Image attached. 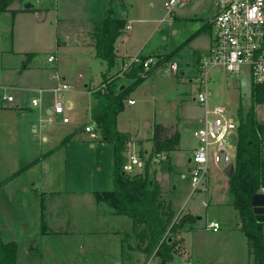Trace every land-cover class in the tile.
Returning <instances> with one entry per match:
<instances>
[{"label": "rangeland", "instance_id": "rangeland-1", "mask_svg": "<svg viewBox=\"0 0 264 264\" xmlns=\"http://www.w3.org/2000/svg\"><path fill=\"white\" fill-rule=\"evenodd\" d=\"M33 2L35 4V0ZM198 2L202 8L199 17L204 20L212 18L209 0ZM155 3L158 8L160 0ZM108 6L119 14V11L124 9L123 5H115L114 1H110ZM191 6L192 4L176 8L172 18L168 15L164 22L155 24L159 28L151 35L153 27L150 29V24L141 29L144 39L148 36L143 52L150 56L163 57L164 63L175 60L179 64V70L172 73L166 70L168 64L158 63L154 67L157 72L152 74L153 68L148 78L128 95V98L135 100V104L125 101L124 109L117 116V128L131 140L130 144H125V148L135 147V152L143 161L151 152L147 138L153 135L155 123H170L166 133L168 136H171L175 129L181 128V145L169 154L166 161L155 165L151 163V184L157 182L160 188L180 192L179 205L184 207L185 211L195 207L194 210L202 215L198 223L204 228L210 219L222 223V229L231 228L227 229L222 237L210 230L201 242L206 245L203 250L214 253L210 264H248L245 236L236 228L238 212L233 206L220 203L225 200V192L220 191V195H215L209 208L208 204H205L209 192L197 191L191 196L187 175L190 166L188 159L196 144L192 132L200 126L198 118L202 113L201 106L194 98L198 90L195 80L198 64L193 61L194 49L204 50L208 40V33H205L200 43L186 42L201 26V21L194 17H179ZM53 19L47 24H30L27 32L23 34L27 36H19L15 40L12 29L10 28V32H3L4 26L0 24V99L4 93L15 97L13 112L0 110L2 236L5 240L16 241L17 264H148L145 252L137 248V239L133 241L136 246L130 243L128 245L124 243L129 239L127 232H124L126 236L123 239L124 234L115 231L119 225L131 224V218L125 213L115 212L107 201L97 203L94 197L96 191L103 192L114 188L112 145L97 141L102 140V136L97 132V125H94L91 118V109L95 103L93 91L100 86L106 67L100 66L96 57L90 55L87 59L72 47L58 49V59L52 65L47 64V50L52 47L54 34L57 33ZM168 20H173L171 26ZM24 43H31L39 52L35 54L29 66L22 68L19 54L12 50L15 49L14 46L19 47ZM180 46L182 47L179 48ZM178 48L180 56L173 57L174 50ZM157 52L168 55L155 54ZM114 65L108 72L112 74L108 75L110 81L117 88L122 84L130 85L132 79L125 75L117 76V70L122 68V61L119 60ZM209 75L213 98L228 103L229 110L237 116V110L241 106L245 118L246 112L254 102L253 80L249 69L243 67L235 75L226 73L223 68L211 69ZM63 76L65 81L71 84L72 91L78 95L80 116L84 114L83 111L85 114L81 117L72 115L77 112L73 104L68 113L70 122L60 125L59 129L61 133H69L72 140L62 144L47 158L49 146L41 145L42 142L33 127L45 125L42 119L46 118V111L52 104L51 96L46 93L47 89L56 87L64 79ZM85 84L90 85L87 89L90 94L85 92ZM88 95H91L92 103ZM17 98L19 102H16ZM31 98H38L40 106H32ZM89 103L90 110L85 111ZM2 104L0 100V107L4 106ZM254 109L256 121L264 131V102H255ZM9 115H12V118ZM182 117H185V120L182 121ZM85 125L93 127L95 136L91 132L78 131L79 127ZM10 130L14 131V137L10 136ZM90 137L93 142L89 141ZM137 139H141L140 144ZM228 140L234 146L230 153L235 158L238 137L232 134ZM262 144L264 156V133ZM40 157L45 159L41 160ZM37 158H40L39 162L33 164V160ZM215 173L220 174L219 171ZM222 173L228 175V170ZM214 184H227V176L221 177L220 181ZM43 227L48 230L47 236L41 233L44 231ZM186 227L187 224L183 226ZM175 235L180 241L178 232H175ZM31 242L38 246V251L29 258L27 251ZM131 246L135 251L132 252ZM184 248V242L180 241L175 254L179 255ZM153 260L152 264H159L156 255ZM169 264L185 263L176 255Z\"/></svg>", "mask_w": 264, "mask_h": 264}, {"label": "trees", "instance_id": "trees-1", "mask_svg": "<svg viewBox=\"0 0 264 264\" xmlns=\"http://www.w3.org/2000/svg\"><path fill=\"white\" fill-rule=\"evenodd\" d=\"M16 0H0V12L7 11ZM29 10H32L30 7ZM17 10L13 9L15 14ZM108 15L91 24V35L94 41L96 57L106 66L101 83L106 82L108 72L116 63V38L123 33L126 24L124 18L114 16L113 10H108ZM176 53V51H175ZM174 53V54H175ZM172 56V55H169ZM144 58L145 56H141ZM169 57H167L168 59ZM157 68H154V71ZM142 66H136L125 74L132 79L128 86H118L114 83L107 84L93 93L95 103L91 109V118L97 125V132L104 142L112 145L113 152V189L95 192L97 203L107 201L109 205L120 214H127L131 218L133 232L137 239V248L144 251L147 257L155 252L159 264H168L176 252L179 240L178 232L186 223H192L197 215L184 213L176 217V208L172 202L163 198V190L157 182H152L151 159L155 152L165 151L169 154L177 149L180 133L177 129L168 136V127L155 123L153 127L151 153L144 160L143 171L129 174L121 169L125 158V144L130 141L117 128V115L124 109L125 101L131 91L152 73L149 71L145 77L139 72ZM254 102L242 114V107L237 110L239 125L237 127L238 142L236 144L235 163L228 170L229 202L239 211L241 229L249 240L250 253L254 264H264V222L257 220L254 211L253 198L261 193L264 187V156H263V128L256 121L254 109L255 102H264V85H254L252 88ZM84 127L78 131L83 132ZM71 140V135L62 141V144ZM48 154V153H47ZM18 246L15 240H5L0 229V264H16Z\"/></svg>", "mask_w": 264, "mask_h": 264}, {"label": "crops", "instance_id": "crops-1", "mask_svg": "<svg viewBox=\"0 0 264 264\" xmlns=\"http://www.w3.org/2000/svg\"><path fill=\"white\" fill-rule=\"evenodd\" d=\"M110 1H114L115 5L117 3L123 5L124 9L119 11L121 14H119L117 11H114L112 8L111 9L113 10L115 17L124 18L126 20V24H125V27L123 29L124 31L121 35H119L116 38V41L114 44V46L116 48V55H117L116 64H117V62H119V60H121L123 63L128 58L134 57V55L150 56V54H146L143 52L144 49L146 48V44L148 42V36L146 39H144L145 36H143L144 34L141 33V31H142L141 29H143L144 27L148 26V24H150V29L153 27L152 28L153 31L152 30L150 31V35L152 33L156 32L155 29H157L159 27H157V25H155V24L164 22V19L169 15V14H167V12H165V10L163 8V4H164L165 0H160V3L158 4V8H157L156 3H155L156 0H35V4H34L33 0H31L32 4L30 7L32 8V10H29L30 7L25 8V4L29 3L30 0H16L11 4V6L8 8L7 11L0 12V24L2 23V25L4 26L3 32H6V31L10 32V28L12 29L11 33L13 34V40H15V38H18L19 36L22 37L23 34L27 32V27L30 24L33 25L34 22L37 24H47V23H51L50 22L51 18H54L53 20L55 22V28H56L55 32H57V33L54 34L52 47L47 50L46 59H47L49 54H54L56 56V60H57L58 59V51H59L58 49H65L67 47H72L77 52L81 53V55L86 56L88 59L90 57V55L92 57H96V51H95L94 46H93L94 41L92 39V35H91V31H90L91 24L94 21H98L99 19L104 18L105 16L108 15L107 13H108V10L110 9L108 6V3H110ZM198 1L199 0H193L190 4H188V5L192 4L191 8H189L188 10H185V13L182 14L181 16H179L182 18L191 16V17H194L196 20L201 21L200 28H198V31H196V34L194 36L190 37L186 41L187 43H191V44H193V42L200 43L204 34L208 33L207 44L204 45L207 47H205L204 50L203 49H200V50L194 49V54H195L194 58L195 59L193 61L195 64H198L197 62L208 54L209 49H210V42H211L212 34H213V28L211 27V23H210L211 18L204 20V19L199 17L201 12H202L201 11L202 8L200 7V4ZM209 3H210L209 8L212 11L211 0H209ZM13 9L17 10V12L15 14L12 13ZM212 15H213V13H212ZM175 18H177L176 15H175ZM172 21L168 20V24L170 26L172 24ZM22 25H23V27H22ZM127 26H129V28H127ZM24 36H27V35H24ZM181 47L182 46H180L179 48H181ZM14 48L15 49H13L12 51H15L17 54H19V57H20L21 62H22V68L29 66V64L32 62V59L34 58L35 54H37L39 52L38 50L33 48L31 43L30 44L24 43L23 45L21 44L19 47L14 46ZM179 48L174 50V51H176V53L173 55V57H179L180 56L179 51H178ZM171 52H173V51H171ZM155 54H161V52H157ZM161 55H168V53H163ZM43 61H45V58L43 59ZM99 61H100L99 62L100 66L106 67L104 65V63L101 62V60H99ZM117 71H119V70H117ZM156 72L157 71H154L152 74H155ZM108 75H112V74H108ZM63 78L64 79H62V80L65 81V76H63ZM65 82H67V81H65ZM100 83H101V81H100ZM85 86H86L85 92L87 91L90 94L91 92H89L87 90L90 85L85 84ZM119 86L123 87L124 85L122 84ZM54 88L55 87L48 88L47 89L48 92H46L48 94V96H51V98H52V93H53ZM88 96H90L89 101L92 103L91 95H88ZM64 97H65V99H67V101L70 102L71 108H72L73 104L77 108L76 114H72V115H74L75 117H81L85 114V112L83 111L82 113H84V114H82L80 116V108L81 107H80V104L78 101V95L74 91H72V89H70L69 91H66V93L64 94ZM127 99H131V98H127ZM0 100L3 103L2 105H4L3 107L2 106L0 107V110H6V111H9V113L13 112L12 111L13 110L12 105L14 103H7V102L3 101L2 99H0ZM195 100H196V98H195ZM16 102H19V98L16 99ZM195 102L197 103V101H195ZM91 103H89L88 108L85 111H87L88 109L90 110ZM17 107H19V105H17ZM202 114H203V110H202V113L200 114L201 116L198 118V122H200V119L203 116ZM9 116H10V118H12V115H9ZM117 120H118V118H117ZM181 120L182 121L185 120V117H182ZM161 124L168 127V125L170 123H161ZM60 125H62V124L61 123H55V124H50L49 126L39 125V127H37V126L33 127V131L38 133V137L40 138V142H42L41 145L44 144V145L49 146L48 152H47L48 154H46V155H48L47 158L52 155L54 150H56L62 146V141L67 137V135H69V133L66 134L65 132L61 133L59 131V129L61 128ZM178 128H179V126H178ZM118 130H120V129H118ZM178 132L180 133L179 144L181 145V139H182L181 128L178 129ZM9 134L11 137L15 136V133L13 130H10ZM152 137H153V135L151 136V138H147V139H149V141H147L148 147H150L151 149H152V145H153ZM128 139L130 140L129 137H128ZM137 140H138V143L140 144L141 139H137ZM79 141H84V140H79ZM89 141L93 142L91 137H90ZM97 141H99V143H102V142L108 143V142L101 141V139H99ZM97 141H94V142H97ZM129 142L131 143V140L128 141L127 143H129ZM134 142L137 143L136 140ZM91 146H93V144H91ZM135 149H136L135 147L132 148V146H130V147L126 146V148L124 150V155L126 153H129V152L136 153ZM151 149H150V151H151ZM171 157H172V155H171ZM40 158H41V160L45 159L43 157H40ZM40 158L33 160V164L38 163ZM189 160H190V156H189L188 162H189ZM216 171H219L222 176L220 174L216 175V173H215ZM224 176H227V184H225V185H215L214 184L215 182L220 181V178L224 177ZM183 177H184V175H183ZM228 186H229L228 175H226L225 173L223 174L221 172V170L214 168L211 172V177H210L209 194H207V196H206V200L208 201V203H207L208 208L210 207V204H213L214 196L220 195L219 192L221 191V193L225 192L226 197H225V200L220 201V203L223 205L228 204L230 206H233L236 209V207L229 202V188H228ZM161 189L163 190V192H162L163 198L169 202H172L173 207L176 208V213H177L176 216H180L181 213H191V214L193 213L195 215H198V217L195 221H192V223H186L187 227L186 228L182 227L178 231V237H179L180 241L184 242L185 248L179 252V255L175 254L174 256L177 255L180 259H182L184 261L185 264H187V262L189 264H210L211 260L213 259L212 257L214 255V253L211 251L206 252L205 250H203V249H205L206 245L204 243L201 244V242L205 239L206 234L208 232H210V230L212 232L218 233L217 235L219 237H222L224 235L225 231H227V229H231V228H227L226 230L222 229V223H220L218 220H213V219H210L209 221H207L208 225H209L210 221H218L220 223V228L218 230H214L213 228H208V225H207V227L205 226V228H204V226H202L198 223L202 219V215H199L197 213L198 211L196 212L194 210L195 207H192L188 211H185V208L181 207L179 205L178 202L180 201V197H181L180 192L172 191V190H168V189L166 190L164 188H161ZM96 192H98V191H96ZM261 192H264V187L262 188ZM94 197H95V193H94ZM41 206H42V204H40V210H41ZM236 210L238 212V218H239L238 222H237L238 225L236 226V228H239L245 236V241L247 244L246 255L248 257V264H254L253 257L250 253L249 240H247L246 234L241 229L242 222L240 219L239 211H238V209H236ZM115 212H116V210H115ZM43 230L44 231L41 232L42 235L47 236L49 234V233H47L48 232L47 228H44ZM115 231L116 232L118 231L119 233H123V234H124V232H127V234H128L127 237L129 239L124 241V243H127L128 245H129V243L133 244V245L135 244L133 241L135 240L136 237H135V233L133 232V225L132 224L127 223L125 225L124 224L119 225V227H117V229H115ZM125 236H126V234H124L123 239L125 238ZM123 239H122V244H123ZM28 245H29V247H28L27 255L29 258H32V255L34 253H36V251H38V246L33 245L32 242L29 243ZM132 246H131V248H132V252H133V251H135V249L133 248L134 246L133 247ZM135 246H136V244H135ZM144 256H145V260H147V262H149L148 264L153 263V261H154L153 259L155 257V254H152L148 258L146 255H144ZM53 264H55V263H53ZM168 264H169V262H168Z\"/></svg>", "mask_w": 264, "mask_h": 264}, {"label": "built area", "instance_id": "built-area-1", "mask_svg": "<svg viewBox=\"0 0 264 264\" xmlns=\"http://www.w3.org/2000/svg\"><path fill=\"white\" fill-rule=\"evenodd\" d=\"M193 0H165L163 8L167 14L172 16L176 8H184ZM213 11L210 20L213 28L210 49L198 63V75L195 80L198 84L196 101L203 110L200 119V126L193 130L195 146L190 156V166L188 170V181L191 185V196L197 191L209 192L211 172L217 168L224 172L229 170L235 163V158L231 156L234 146L229 143L232 134L238 136L237 127L239 117L229 110V104L217 101L213 98L210 88L211 69L223 68L226 73L238 74L241 68L246 67L250 71L254 85H264V0H211ZM129 28V26H127ZM163 57L157 55L145 56L134 55L125 60L122 68L117 72V76L125 75L136 66H142L139 72L141 77H145L149 71L163 61ZM56 60L54 54L48 55L46 61L52 65ZM166 62V61H165ZM172 73H177L179 64L175 60L167 63ZM110 78L100 84L94 91L102 89ZM71 89L68 82L61 80L53 89L51 106L46 111V118L42 119L46 126L55 123L67 124L70 122L68 113L71 110L70 102L65 99L64 94ZM7 103H14L15 97L8 94L1 96ZM129 104H134L135 100L127 99ZM31 105L40 106L38 98H31ZM94 125L96 123L94 122ZM93 127L84 126L85 132H91ZM236 149V145H235ZM237 150V149H236ZM121 164V169L129 174H137L143 171L144 161L137 153H126ZM168 159L165 151L155 152L151 163L154 165ZM186 177V175H184ZM208 201H205L207 204ZM208 228L218 230L220 223L210 221ZM187 264H189L187 262Z\"/></svg>", "mask_w": 264, "mask_h": 264}, {"label": "water", "instance_id": "water-1", "mask_svg": "<svg viewBox=\"0 0 264 264\" xmlns=\"http://www.w3.org/2000/svg\"><path fill=\"white\" fill-rule=\"evenodd\" d=\"M31 3L25 4V8H29ZM254 211L257 216V220L264 222V192L258 193L253 198Z\"/></svg>", "mask_w": 264, "mask_h": 264}]
</instances>
